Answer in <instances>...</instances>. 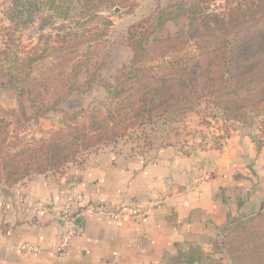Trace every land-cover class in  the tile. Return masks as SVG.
Segmentation results:
<instances>
[{"label": "trees", "instance_id": "16d2710c", "mask_svg": "<svg viewBox=\"0 0 264 264\" xmlns=\"http://www.w3.org/2000/svg\"><path fill=\"white\" fill-rule=\"evenodd\" d=\"M56 1L48 0L49 6ZM59 1L62 12L74 1L94 14L118 5L116 0ZM204 2L183 0L176 8H159L145 22L128 27L124 44L132 57L99 82L105 97L88 109L68 110L62 105L85 93L78 79L91 74L88 62L93 59L74 61L64 52L53 78L41 68L46 57L38 50L14 67L0 62V84L14 88L19 97L18 109H0V186L62 168L83 152L115 145L147 126L160 123L161 130L203 103L220 112L210 115L215 120L247 123L254 116L263 122L264 0L237 4L223 13L209 12ZM99 38L95 33L90 42L98 43ZM82 44L74 45L76 52ZM59 79L71 83L53 88ZM56 113L57 128L25 140L20 125ZM158 139H147L146 144L152 147ZM221 244L231 264H264V212L234 219ZM188 251L177 253L170 264H193L204 256L197 245Z\"/></svg>", "mask_w": 264, "mask_h": 264}, {"label": "crops", "instance_id": "0c3cea01", "mask_svg": "<svg viewBox=\"0 0 264 264\" xmlns=\"http://www.w3.org/2000/svg\"><path fill=\"white\" fill-rule=\"evenodd\" d=\"M240 130L208 150L158 139L141 151L143 160L129 161L99 148L72 183L64 177L56 182L32 177L20 190L49 204L51 211H27L15 202L11 212L0 213V264H170L190 245L211 250V239L235 216L264 210V147L256 143L255 131ZM178 146L185 151H177ZM150 153L157 154L156 161H146ZM73 187L111 208L157 205L145 217L120 221L81 216L80 235L57 255L50 251L61 231L57 215ZM25 241L45 250L22 253L19 244Z\"/></svg>", "mask_w": 264, "mask_h": 264}, {"label": "rangeland", "instance_id": "374dc122", "mask_svg": "<svg viewBox=\"0 0 264 264\" xmlns=\"http://www.w3.org/2000/svg\"><path fill=\"white\" fill-rule=\"evenodd\" d=\"M183 0H116V7L111 10L102 9L97 14L89 10H83L77 2L67 4V11L61 10L62 4L59 0L54 6H49L48 0H0V62L6 65L16 66L36 50L46 57L42 63V69L51 74L53 78L55 71H59L61 57L63 53H71L77 61L79 59H93L89 63L91 74L79 76L82 91L85 93L76 94L63 103V108L68 110L88 109L96 101L105 97L104 89L100 81L108 77L111 70L122 62H128L132 53L124 44V35L127 28L139 22H145L151 15H154L159 8H176ZM252 0H205L204 9L209 12H227L229 7L237 4L248 5ZM175 30V27L171 26ZM98 33V43L90 42L92 36ZM83 42L79 46L78 52L75 44ZM60 47H68L67 50H60ZM45 49L43 53L42 50ZM73 68V66L71 65ZM73 74V70L71 72ZM53 88H61L70 84V80H55ZM91 87L90 89H88ZM88 89V90H87ZM19 108V97L14 88L0 84V109L12 110ZM218 113L212 106L203 103L195 112L182 121L174 124L160 126L155 124L147 126L145 131H133L127 137L118 140L115 145L102 146L100 149L114 152L119 158L129 161L143 160L141 151L147 150L146 140L152 141L155 136L163 139L161 142L181 141L188 143L195 150L202 148L208 150L218 148L222 145L223 138H229L241 129V133H251L255 131L256 143L264 147V120L262 117L254 116L249 121L213 119L210 115ZM58 113L42 117L39 122L24 123L19 126L20 132L25 136V140L31 142L32 137L40 138L45 132L57 128ZM258 125V126H257ZM260 125V126H259ZM261 125L263 126L261 128ZM257 126V127H256ZM162 127H165L163 129ZM152 129V130H151ZM258 129V130H257ZM259 139V140H258ZM157 143V142H156ZM183 144V145H184ZM256 144V145H257ZM98 148V149H99ZM189 148V147H188ZM93 149L83 152L68 164L59 169H51L45 173H32L24 179L11 184L0 186V213H8L15 203V193L20 188L28 184L32 177H49L51 182L66 178L67 183L80 180L82 170L85 167L86 158L89 154L97 151ZM177 151H185L184 148L175 147ZM188 150V149H187ZM194 150V149H193ZM151 153L146 159L147 162L157 160V154ZM121 156V157H120ZM21 191V190H20ZM21 193L25 195L22 191ZM11 204V208H7ZM261 212H264L261 211ZM260 213V212H259ZM238 215L234 219H245L253 215ZM233 219V220H234ZM233 220L231 222H233ZM230 222V223H231ZM230 223L223 227L221 231L211 239V250L199 244H194L203 249L204 256L196 260L193 264H231L228 255L221 249V241L225 235V230ZM218 243L219 247L214 245ZM189 247H185L178 253H188ZM185 264V263H184Z\"/></svg>", "mask_w": 264, "mask_h": 264}, {"label": "built area", "instance_id": "2783aa9c", "mask_svg": "<svg viewBox=\"0 0 264 264\" xmlns=\"http://www.w3.org/2000/svg\"><path fill=\"white\" fill-rule=\"evenodd\" d=\"M14 197L15 202L27 211L33 210L41 213H49L51 211L49 204L28 199L20 190L16 191ZM156 205L157 202L151 201L145 205L134 204L126 208H111L104 204L93 203L86 192L76 187L70 188L62 200L60 211L57 215L61 231L57 242L50 247V251L57 255H63L67 252L73 241L80 235L79 219L81 216L105 217L120 221L145 217ZM7 208H11V204H8ZM19 250L26 254H40L45 249L39 244L25 241L19 244Z\"/></svg>", "mask_w": 264, "mask_h": 264}]
</instances>
